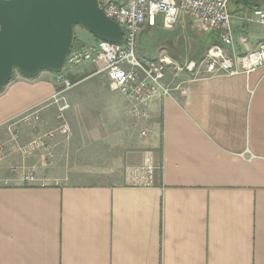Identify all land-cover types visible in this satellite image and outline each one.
I'll return each instance as SVG.
<instances>
[{"label":"crops","instance_id":"0c3cea01","mask_svg":"<svg viewBox=\"0 0 264 264\" xmlns=\"http://www.w3.org/2000/svg\"><path fill=\"white\" fill-rule=\"evenodd\" d=\"M243 20L239 32L232 25L240 54L264 44V29ZM219 42L186 15L174 27L159 19L142 28L138 56L166 59L172 89L149 103L147 117L132 113L102 64L74 71L66 93L73 166L60 156L74 143L60 132L48 149L20 153L59 126L53 105L39 121L15 123L47 104L57 84L51 71L15 74L0 92V264H264V68L177 69ZM147 164L151 183L140 171ZM29 171L37 180H25Z\"/></svg>","mask_w":264,"mask_h":264},{"label":"built area","instance_id":"2783aa9c","mask_svg":"<svg viewBox=\"0 0 264 264\" xmlns=\"http://www.w3.org/2000/svg\"><path fill=\"white\" fill-rule=\"evenodd\" d=\"M97 1L104 14L122 27L124 40L118 44L95 38L92 42L72 47L63 71L56 73L57 88L51 100L45 105L29 108L15 120V123L39 121L43 108L53 105L56 107L59 126L19 147L21 154L46 150L49 147L48 141L55 138L57 132L64 135L69 133L66 114L70 104L66 93L76 84L69 78V74L87 64H102L98 70L106 72L114 87L132 102V113L137 117L148 116L149 103L159 94L170 95L172 89L164 83L169 62L166 59H141L137 52L142 28L146 24L155 26L159 19H162L165 26L174 27L186 15L193 19L199 30L219 35L220 42L208 49L200 63L189 61L183 66H177L179 71L194 74L203 66L206 73L236 75L264 68V44L242 54L235 50V35L229 10L231 0ZM246 21L264 25V7L254 8ZM146 134V131H142V135ZM140 171L149 174L148 182L151 183L153 166L147 164ZM24 178L27 182L37 180L32 171L26 173Z\"/></svg>","mask_w":264,"mask_h":264},{"label":"water","instance_id":"95a60500","mask_svg":"<svg viewBox=\"0 0 264 264\" xmlns=\"http://www.w3.org/2000/svg\"><path fill=\"white\" fill-rule=\"evenodd\" d=\"M77 26L99 40H124L97 0H0V92L16 73L34 78L63 71Z\"/></svg>","mask_w":264,"mask_h":264},{"label":"rangeland","instance_id":"374dc122","mask_svg":"<svg viewBox=\"0 0 264 264\" xmlns=\"http://www.w3.org/2000/svg\"><path fill=\"white\" fill-rule=\"evenodd\" d=\"M241 6H242V8H241ZM260 7H264V5L260 4ZM229 10L231 12V15L232 14L233 15L237 14V16L240 17L238 19V18H236V16L233 17V15H232V25L234 26V30H235V32H239L240 29H238L237 26H239V27L240 26L241 27L244 26L243 18H245V20H246V17L249 16L252 13L253 10L246 9L241 3L236 2V1L230 2ZM244 12L249 13V15H247L245 17L244 14H243ZM238 22L240 23L239 25L237 24ZM249 26H250V28H254L255 27V28L264 29V25H261V24H258V23H250ZM87 36H90V33L86 29H84L82 26H77L76 29H75V37H74L75 46H79L81 44L92 42L93 39L91 41H89L90 39L88 40ZM93 38H95V37H93ZM70 126H71V124H70ZM69 132L70 133H68L66 135V139H64V140H66L67 144L74 143V146L73 147H67L65 145L62 146V148H63L62 152H61L62 155L60 157L63 158V160L67 161V163L70 162L71 164L73 163L75 165V164L79 163V157H78V155H79L78 152L79 151L77 150V146H76L78 141L76 140V134L72 132V128H71V131H69ZM54 159H55V156H54ZM73 164H72V166H73ZM63 165H64V163H62V167H63ZM78 166L79 165H77L76 168H78ZM58 170L61 171L62 168L59 166ZM68 181H70V180H67V182ZM79 181L90 183L91 181L95 182V181H98V180L95 179L94 177H92V179H88V178L83 179V178H81V179H79ZM75 182H78V181L75 180Z\"/></svg>","mask_w":264,"mask_h":264},{"label":"trees","instance_id":"16d2710c","mask_svg":"<svg viewBox=\"0 0 264 264\" xmlns=\"http://www.w3.org/2000/svg\"><path fill=\"white\" fill-rule=\"evenodd\" d=\"M232 1H236V2H239L241 3L246 9H254V8H258L260 7V3H257L258 0H231ZM238 5V4H237ZM259 5V6H258ZM75 46V40H74V45ZM69 78L73 81V82H76L78 81L76 79V77L73 75V74H69Z\"/></svg>","mask_w":264,"mask_h":264}]
</instances>
